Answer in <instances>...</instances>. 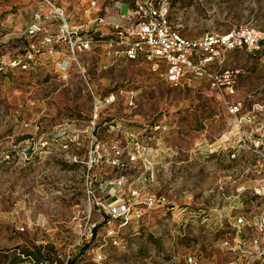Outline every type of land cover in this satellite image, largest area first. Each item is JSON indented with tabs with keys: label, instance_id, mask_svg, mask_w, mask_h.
<instances>
[{
	"label": "rangeland",
	"instance_id": "374dc122",
	"mask_svg": "<svg viewBox=\"0 0 264 264\" xmlns=\"http://www.w3.org/2000/svg\"><path fill=\"white\" fill-rule=\"evenodd\" d=\"M49 1L0 0L1 53L26 49L36 14L55 36L61 17L81 35L105 33L98 19L116 20L121 0ZM167 1L170 21L188 38L264 29V0ZM127 9L122 3L120 14ZM77 58L66 77L51 58L0 73L2 264L23 247L52 252L53 264H228L235 219L264 214V47L226 55L224 68L239 70L236 114L207 81H175L162 64L113 62L99 47ZM120 177L125 190L163 194L172 209L147 211L114 244L94 204Z\"/></svg>",
	"mask_w": 264,
	"mask_h": 264
},
{
	"label": "built area",
	"instance_id": "2783aa9c",
	"mask_svg": "<svg viewBox=\"0 0 264 264\" xmlns=\"http://www.w3.org/2000/svg\"><path fill=\"white\" fill-rule=\"evenodd\" d=\"M45 1L50 3L49 0ZM122 3L128 6L126 15L120 14ZM56 11L61 16L58 8ZM115 13L116 20L98 19L106 32L96 36L81 35L82 27L70 29L64 17H61V33L55 36L45 29L42 31V16L36 14L25 31L30 38L26 49L16 55L0 52V73L13 69L29 70L42 65L45 58H51L62 77H66L71 63L78 62L80 52L99 47L101 53L113 62L141 61L154 66L162 64L175 81L205 80L221 95L229 113L240 111V102L230 98L235 92L239 70L224 68L226 55L237 49H262L264 29L249 24L226 32H207L201 37L188 38L170 21L167 0H121L115 6ZM62 43H65L67 50L60 45ZM160 128L161 124L155 129ZM111 150L112 162L118 164L120 150L116 146ZM136 158L137 155L131 156V160ZM149 163L146 160L144 165ZM147 170H150L149 166ZM110 184L112 192H109L107 198L99 197L94 207L106 237L112 239L114 244L117 243L119 229L137 227L147 211L160 207L167 211L172 209L163 194L142 193L135 187L125 190L123 177ZM259 185L264 194V179ZM92 228L89 229V236L93 235ZM233 228L234 241L227 249L233 253L234 258L228 264H264V214L253 219L238 216ZM101 259L102 255L96 254L94 260ZM188 262H192L190 257Z\"/></svg>",
	"mask_w": 264,
	"mask_h": 264
},
{
	"label": "trees",
	"instance_id": "16d2710c",
	"mask_svg": "<svg viewBox=\"0 0 264 264\" xmlns=\"http://www.w3.org/2000/svg\"><path fill=\"white\" fill-rule=\"evenodd\" d=\"M20 253L22 254V256H24L23 258L19 257L21 256V254L14 256L12 255L8 264H18V263L22 264V262H24L28 258H31V260H33V264H53L54 262H58V259L53 255L52 252H50L47 255H42L39 252L34 254L31 251H29L28 248L23 247L21 248ZM2 263L3 262H1L0 260V264ZM69 264H71V262Z\"/></svg>",
	"mask_w": 264,
	"mask_h": 264
}]
</instances>
